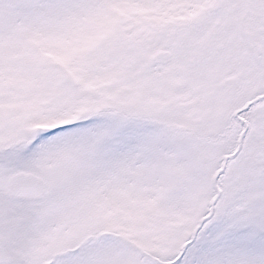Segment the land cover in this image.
<instances>
[{"label": "snow or ice", "instance_id": "6c2138e0", "mask_svg": "<svg viewBox=\"0 0 264 264\" xmlns=\"http://www.w3.org/2000/svg\"><path fill=\"white\" fill-rule=\"evenodd\" d=\"M0 264H264V0H0Z\"/></svg>", "mask_w": 264, "mask_h": 264}]
</instances>
